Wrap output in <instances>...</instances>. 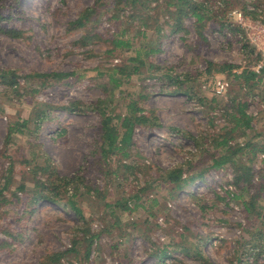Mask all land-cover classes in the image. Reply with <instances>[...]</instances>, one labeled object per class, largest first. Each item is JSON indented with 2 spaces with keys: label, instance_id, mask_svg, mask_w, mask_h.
I'll return each instance as SVG.
<instances>
[{
  "label": "rangeland",
  "instance_id": "374dc122",
  "mask_svg": "<svg viewBox=\"0 0 264 264\" xmlns=\"http://www.w3.org/2000/svg\"><path fill=\"white\" fill-rule=\"evenodd\" d=\"M121 1L0 0V71H12L19 78L12 89L0 80V264H42L66 252L56 264H199L197 246L213 264H241V259L252 264L250 242L264 232V175L258 173L254 188L241 192L238 199L227 195L236 187L232 173L224 170H211L174 198L156 178L159 168L192 159L202 161L197 174L212 166L207 153L214 152V144L199 146L198 140L229 125L227 105L239 92H232L225 74H209L210 63H250L244 35L235 31L240 20L234 14L240 11L254 18L259 10L264 13V0H189L177 19L179 27L166 13V0H149L148 5L147 0H123L120 5ZM196 13L205 19L199 22ZM143 17L150 28L144 27ZM114 40H128L133 46L130 51H113ZM143 45L160 49L148 61L161 70L174 67L176 74H193L188 85L192 98L172 93L165 72L149 65L141 67V75L123 76V84L115 87L111 76L119 74L114 69L129 64ZM54 73L67 77H48ZM216 79H225L231 90L217 96L207 86ZM259 95H264L263 80L254 89L244 88L238 97L247 103L255 132L248 131L233 145L244 146L250 140L264 147V134L257 136L264 131ZM109 97L110 116H126L134 101L149 124L136 128L128 157L112 156L106 168L96 163L92 149L101 120L95 104ZM24 123L26 128L20 126ZM263 159L264 154L256 158V171ZM124 164L126 172L120 169ZM9 178L10 187L2 191ZM61 180L71 184L60 186ZM50 183L57 186L55 191L43 186ZM23 185L27 190L20 192ZM37 188L44 197L35 203ZM141 189L147 191L135 209L131 196ZM50 198L60 199L59 204ZM71 198L80 214L66 205ZM3 199L7 202L1 203ZM129 201L131 212L115 211L122 225H142L140 231L130 228L129 235L121 237L120 227L112 226L113 212ZM106 227L110 232L95 240L89 261L83 258L84 245L77 248L79 254L69 253L74 243L88 239L89 232L100 233ZM182 233L196 245L190 257L174 252L159 262L151 255L156 246L146 237L169 245L179 242ZM258 263L264 264L263 258Z\"/></svg>",
  "mask_w": 264,
  "mask_h": 264
},
{
  "label": "trees",
  "instance_id": "16d2710c",
  "mask_svg": "<svg viewBox=\"0 0 264 264\" xmlns=\"http://www.w3.org/2000/svg\"><path fill=\"white\" fill-rule=\"evenodd\" d=\"M157 1V0H154ZM189 2V0H166L167 8L166 13H168L171 18L175 19L176 23L174 25H177L179 27L180 23H177V19L181 17V15L186 10V3ZM124 1L122 0L120 5H122ZM127 3V2H126ZM149 4V0H147V4ZM145 5V6H146ZM121 7V6H119ZM171 8H174L175 10L172 11ZM197 18L199 22H202L205 19L204 15L197 14ZM254 18L256 16H253ZM142 22H144V27H151L147 22L145 17L141 18ZM80 23V22H79ZM238 33L241 32L239 27H236ZM124 34V32L122 33ZM246 44V48H248V54H250L249 58H251L250 63L245 67H239L235 65H231L228 63L214 65L210 63V68L208 70L209 74H212L213 72H219L221 74H225L227 79L231 81L232 85V92L238 91L239 94H237L236 97H234L233 100H231L227 105V112L226 115L229 120V125L225 127L219 134L210 135L205 138H200L198 140L199 146H202V143L204 145L211 141L210 143H213V148L215 149L214 152H208V158L212 159V166H208V168L199 174L195 171L196 166L201 164V160H199L198 163L194 162L195 159H192L188 162H186L184 165H179L173 168H159V174L156 180L158 181L159 186H164L168 188V195L171 198L175 197L176 193H179L183 190H186L195 183L197 180H204L206 174H208L211 170H216V172L219 171H226V173H232V181L231 184H233L236 187L235 191H227L228 196H232L233 199H238L242 197L241 192H245L246 190L250 192L251 189L254 188V178L259 173V175H264V159L262 160V168H260L259 171H256L253 168V164L256 160V158L259 156V154H264V147H258L254 143H251L250 140L247 141V144L244 146L240 144H235V142L238 141L241 137L246 136L248 131L255 132V128L253 126V118H251L247 114V103L242 102L239 100V96L241 95L244 88L247 90L254 89L260 82H262V77L257 75L251 68L253 65L260 59L259 55L256 53V50L254 48H251L246 41H244ZM113 46V51L116 50H124V51H130L131 47L133 46L132 43L128 40H114L111 42ZM159 48H151V46L143 45L139 48L137 51V56L133 60H129V64L125 62L120 67H117L115 72L119 74L117 78L111 76L115 83V87H118L123 84V76H126L127 78H131L133 75H141V67L142 66H148L155 70V72H162L164 70H161V66H155L153 63L149 62L148 59L151 55L159 53ZM211 67H213L215 70H211ZM174 67H166L165 68V77L164 79H167V84L169 88H173L174 94H186L188 97H193L192 91H190L188 85L192 83V75L190 73H186L183 75L176 74L174 72ZM163 72V73H164ZM264 73V72H263ZM39 77H46L41 76V74H36ZM49 78L56 79L60 81L61 79L66 78L67 76L60 73H54L52 75L48 76ZM18 76H16L15 73L12 71H0V80L2 83L7 84L10 86V88H15L16 85H18ZM196 77H194V82L196 81ZM230 88V87H229ZM231 90V88H230ZM19 89H16L15 92H18ZM250 92V91H249ZM112 98L109 97V99L98 101L95 104L96 111L100 114L101 120L99 122V131H97V140L95 145L93 146V149L96 153L93 155L96 160L97 164H104L106 168H108V161H110V157L115 156L119 153H121L122 159H125L129 155V151L131 150V147L134 143V133L136 128H141L145 125L149 124V119L140 114L142 110L140 108H137V104L132 101L130 104H128V114L126 116H117L116 118H113L109 115L110 111H112L113 103H111ZM216 101L214 100L213 104ZM79 104V103H78ZM74 107V105L70 106ZM231 111V112H230ZM118 120L119 123L115 124L114 120ZM18 124H15V128H17ZM152 125V124H151ZM232 125V126H231ZM14 126L11 127L9 136H11L14 133ZM23 128H26V123L23 125H20ZM121 130V131H120ZM123 130V132H122ZM21 131V130H18ZM123 133V138L120 139V134ZM264 134V131H261L259 135L261 136ZM221 137H220V136ZM220 137V138H219ZM222 138V139H221ZM206 151V150H205ZM259 152V153H257ZM206 155V152H204ZM257 153V155H256ZM251 156L250 159L248 157ZM206 157V156H205ZM206 158V159H208ZM205 158L203 159V163H205ZM208 163V162H207ZM228 166V167H226ZM128 167V164H124L120 169H124L126 172V168ZM132 167V166H131ZM260 180L264 181V176H260ZM62 182V180L60 181ZM70 181H64V184H60V186L66 187L67 185H70ZM47 189H50L51 191H55L57 186L54 187L52 183L50 184H43ZM10 187V178L6 180V183L4 184V187L2 188V191L4 189H8ZM27 188L25 186H21L19 188V191H25ZM38 188L36 190H33V198L36 199L34 202H38L39 198L44 197L41 192H37ZM1 191V192H2ZM141 192H138L131 196L134 201L133 203L134 208L137 209V203L142 199V193H145L147 189H141ZM175 193V194H174ZM78 195V191H76V194L74 196ZM59 197V196H58ZM255 199V198H254ZM253 199V200H254ZM52 201H57L59 204L58 198H50ZM157 199H154L152 202L157 203ZM6 203L7 200L3 199L1 203ZM131 201L125 202L122 204V206H116L114 208L113 212V220H112V226L113 227H120L119 231L121 230V237H126V235H129L127 232V229L132 228L133 231H140L141 223L139 221H133L130 222L127 225H122V222L119 218V214L115 212L118 208L121 210V212H131L133 208H131ZM33 206L35 205L33 202L31 203ZM71 208L75 209L77 213L80 214L81 211L77 209L76 202H74V198H71L68 200L67 204ZM148 223V221L146 220ZM253 222H251V225ZM109 228H105L100 233H88V239L84 238L82 241H77L74 243L75 249L70 251L69 253L76 252L79 254V248L80 245H84V249L86 250L83 258L85 261H89L93 246L95 245V240L98 239L104 232H110L108 231ZM188 231V228H186L185 233ZM5 233H7L5 231ZM185 233L181 234L182 239H180L179 242H173L169 245L161 244L158 245L157 243L152 242L150 238L146 237L153 246H156L152 250V256L159 262H165L168 258L172 257V253L179 252L182 255H185V257H190L191 250H194L196 245L193 242H189L186 238ZM125 235V236H124ZM13 236V234H11ZM185 239V240H184ZM128 240V239H127ZM264 232H260L258 238H253L250 242V244H253L252 250L250 251V255L248 258L253 257L254 261L252 264H259V258H263L264 260ZM200 248V246H199ZM197 246V250L194 251H200L201 254H197V258L195 260L199 261V264H213L211 261L206 258L202 254V249H199ZM66 253H56L45 259L42 264H56L60 263V261L65 257ZM241 264H248L247 261L244 259L240 260ZM124 264V263H122Z\"/></svg>",
  "mask_w": 264,
  "mask_h": 264
},
{
  "label": "built area",
  "instance_id": "2783aa9c",
  "mask_svg": "<svg viewBox=\"0 0 264 264\" xmlns=\"http://www.w3.org/2000/svg\"><path fill=\"white\" fill-rule=\"evenodd\" d=\"M259 15L255 18L251 16L245 15L244 12L238 11L234 15L238 17L240 20V28L241 32L244 35V38L248 45L251 48L256 50V53L260 56L259 60L253 65L251 68L257 75L262 77L264 81V13L262 10H259ZM245 67V66H244ZM207 85L217 96H222L228 93L229 84L225 79H216L214 84L210 82ZM259 95L257 98L258 103L261 105V108H258L260 111L264 109V95ZM260 97V98H259ZM252 103V98L250 100V104ZM257 116L258 113H255Z\"/></svg>",
  "mask_w": 264,
  "mask_h": 264
}]
</instances>
